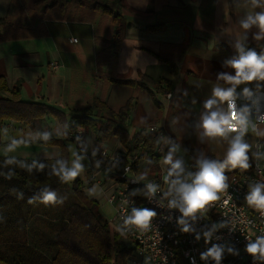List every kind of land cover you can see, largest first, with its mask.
Instances as JSON below:
<instances>
[{"label": "crops", "instance_id": "0c3cea01", "mask_svg": "<svg viewBox=\"0 0 264 264\" xmlns=\"http://www.w3.org/2000/svg\"><path fill=\"white\" fill-rule=\"evenodd\" d=\"M23 1L27 9L19 14L20 1L0 0V19L19 21L11 34L21 36L0 42V77L9 90L18 87L23 101L58 109L69 119L94 107L99 119L112 120L107 111L118 114L131 102L128 119L118 122L130 139L155 127L164 135L160 144L163 157L176 147L174 162L179 161L177 157L222 161L235 133L224 139L204 137L199 127L203 105L215 84L230 87L218 81L217 74L235 75L225 61L238 57V43L245 53H264V40L253 38L258 29L245 33L239 27L247 14L264 10V0L261 9H253L251 0H57L54 6ZM6 30L0 26L2 33ZM52 63L58 68L53 69ZM245 87L250 96L243 94ZM170 93L173 98L169 100ZM3 95L10 97L9 92ZM235 105L238 110L248 109L250 124L244 140L251 146V164L255 144L264 145V123L259 120L264 116V81L238 86ZM218 106L227 109L226 103ZM44 126L46 131L51 128L61 134L55 119H47ZM84 131L85 141L92 132L97 145L93 130ZM14 139L23 142L8 149ZM38 139V132L6 121L0 125V158H61L59 147L34 144ZM103 150L109 156L127 152L118 138L106 143ZM101 151L97 148L88 153L86 141L80 156L86 180L77 179L98 204L104 198L109 203L116 183L110 176L109 161L102 165L98 161ZM163 176L161 170L160 178ZM95 186L103 193L98 197L89 195ZM109 204L116 217L115 206Z\"/></svg>", "mask_w": 264, "mask_h": 264}, {"label": "trees", "instance_id": "16d2710c", "mask_svg": "<svg viewBox=\"0 0 264 264\" xmlns=\"http://www.w3.org/2000/svg\"><path fill=\"white\" fill-rule=\"evenodd\" d=\"M59 1V0H58ZM35 4L54 6L57 0H35ZM19 21L10 18L0 19V42L21 38L13 35ZM122 84L135 85L132 82ZM9 92L10 97L3 95ZM98 108V105H94ZM106 110V108H105ZM104 110V111H105ZM107 111V110H106ZM131 102L118 114L107 111L112 120L103 121L101 115L94 114V107L79 111V115L68 118L62 111L40 103L25 102L20 97L18 87L8 89L6 80L0 77V125L9 121L39 133H51V139L34 141V144L59 147L62 156L58 160H14L0 158V264H129L134 252L128 247L122 235L114 230L101 216L99 204L90 199L80 180L62 183L59 178L50 175L53 165L59 160L69 162V147L73 143L71 136L80 128H91L96 137L97 146L104 145L113 138H118L126 149V160L110 166V176L117 183H123L121 175L129 164L131 155L138 158L133 169L141 174L143 180L160 179V162L163 155L159 150L157 136L147 130L137 133L132 139L118 122L128 119ZM47 119H55L61 128V134H55L51 128L46 131ZM74 144V143H73ZM83 153L78 152L76 158ZM147 159V162H146ZM33 165L28 172L22 165ZM44 164L43 171L38 166ZM183 167V166H182ZM184 169V168H183ZM11 171L14 175L7 178ZM231 171L226 170L229 175ZM185 170L181 178L185 176ZM146 174V175H144ZM49 187L57 192V198H63V204L44 205L39 202L40 189ZM136 191L137 207L146 202L144 187H132ZM23 193V197L19 196ZM31 197L36 202L29 204ZM148 208V207H147Z\"/></svg>", "mask_w": 264, "mask_h": 264}, {"label": "clouds", "instance_id": "9594fccd", "mask_svg": "<svg viewBox=\"0 0 264 264\" xmlns=\"http://www.w3.org/2000/svg\"><path fill=\"white\" fill-rule=\"evenodd\" d=\"M251 6L253 9H261V0H251ZM239 27L245 33L253 27L257 28L258 32L253 38L257 41L264 40V10L253 11L247 14L239 21ZM236 47L239 54L238 57L225 61V66L231 68L235 75L228 73L217 74V80L223 81L225 85H230V87H224L218 83L212 87L211 98L204 102L205 112L201 116L199 124L203 136L208 139H224L229 134L235 133L229 142L222 161L200 159L197 162L199 170L194 174L189 173L186 179H182L181 176L184 171L182 162H173V152L176 151V147L171 149L167 156L163 158L164 163L170 165L167 177H165L166 180L170 181L169 191L171 194L167 207L180 213L176 218V223L180 226L182 233L194 234L195 240L199 241L202 232L206 243L211 241L212 231L215 230L216 225H213L212 230L202 229L201 232H197L193 227V223L197 219V213L214 202L219 201L220 193L228 190L229 185L227 183L228 176L225 174L226 170H248L251 167L249 164L251 146L244 140V136L249 131L250 124L247 114L248 109L238 110L236 108V88L255 81H264V53L258 55L254 50H249L245 53L239 43ZM243 94L250 96L251 92L245 87ZM222 103L227 104L226 110L218 106ZM259 120L261 123H264V116H260ZM253 130L255 131V128ZM40 136L45 142L51 139V133L49 132L41 133ZM22 142L21 140L14 139L8 145V149H11L12 145ZM82 159V157L73 159L71 164L66 160H59L53 165L50 175L58 177L62 183L73 181L84 171V166L80 162ZM5 163L12 164L15 161L8 159ZM22 166L28 172H31L35 164L31 166L25 164ZM44 168L45 165L40 164L37 170L43 171ZM6 175L7 178L11 179L14 173L9 171ZM158 188L159 185L151 182L145 185V196L149 198V202H151L150 198L155 196ZM94 191V187L89 190L90 194H93ZM136 194L137 192L133 191L132 195ZM19 196L22 198L23 193H20ZM245 201L249 207L258 209L264 214V183L256 182L249 185ZM34 202H36L35 197H31L28 200L29 204ZM39 202L44 205H55L63 204L64 199H58L56 191L49 187H44L40 189ZM156 216L157 213L154 209L132 206L130 212L121 218L122 223L118 225L117 231L122 235L133 230L141 232L150 231L153 227L152 221ZM168 219L170 220L171 217H168ZM225 251H227L228 255L234 257H238L240 254L239 251L234 250L232 247L226 250L222 245L212 244L210 248L200 254V260L204 264H208L209 261L212 264H222V261L225 259ZM244 252L252 258L253 264H257L258 261L260 264H264V234L257 235L255 239H247Z\"/></svg>", "mask_w": 264, "mask_h": 264}, {"label": "built area", "instance_id": "2783aa9c", "mask_svg": "<svg viewBox=\"0 0 264 264\" xmlns=\"http://www.w3.org/2000/svg\"><path fill=\"white\" fill-rule=\"evenodd\" d=\"M73 43L78 40L73 39ZM53 69L58 68L56 63L51 64ZM167 98H173V94H168ZM85 129H78L72 136L71 140L77 146L80 152L84 153ZM150 133L157 136L159 142V150L164 135L159 133L155 127L148 129ZM174 144V142H173ZM255 160L250 164L248 170L237 169L232 170L228 176L229 188L226 192L220 193V200L209 205L201 212L197 213V219L193 223V227L197 232L201 230H212L211 241L206 243L201 232V239L195 240L194 234H185L180 230V226L176 223V218L180 213L176 210H170L167 207L168 200L171 198L170 181L165 177L159 180H143L141 174L144 165L138 172L133 169V164L138 156H130L129 164L124 168L121 177L123 183H115L112 193L108 201L116 208V217L114 221L120 225L121 218L130 212L132 206L137 207L135 195H132V187H144L148 183H155L159 188L151 202L146 198L143 207L154 209L157 216L153 219V227L150 231L141 232L133 230L127 234H121L133 245L134 255L130 260V264H204L200 260V254L212 246V244L222 245L227 248L232 247L239 251V256L234 257L228 255L225 251V259L222 264H253L252 258L244 252L247 239H255L257 235L264 234V214L258 209L251 208L245 201L248 193L249 185L260 182L264 183V145L261 142L255 144ZM202 158L192 157L189 167L185 169V176L189 173H196L199 169L198 160ZM106 160L109 164H122L126 158L124 153H115L109 156L106 150H102L98 161L102 165ZM147 162V159H146ZM146 197V196H145ZM134 202V203H133ZM168 217H171L169 220ZM191 223V221H190ZM208 264H212L211 261ZM257 264H260L258 261Z\"/></svg>", "mask_w": 264, "mask_h": 264}, {"label": "rangeland", "instance_id": "374dc122", "mask_svg": "<svg viewBox=\"0 0 264 264\" xmlns=\"http://www.w3.org/2000/svg\"><path fill=\"white\" fill-rule=\"evenodd\" d=\"M15 2L16 3L19 2V4H20L19 6L16 7L17 13L20 14V13H22V11H25V9H27V7L25 6V1L15 0ZM22 136H24V135H22ZM86 141H87L88 153H93L96 151L97 148L99 149V147L97 145H95V143H94V138H93L92 132H90L89 135H87ZM76 153H77V147L75 144L71 143L70 147H69V164H71V161L73 159H76ZM73 154H75V155H73ZM163 158L161 159L160 166H161L162 174L167 177L168 171L170 169V165L165 164ZM177 158L179 159V161L182 162V165H184L186 168L189 167L190 160H186L184 157H177ZM77 179H81L85 182V180H86L85 171H83L81 173V175L78 176L75 180H77ZM146 180H148V179H146ZM73 181H70L69 183H71ZM94 188H95V191L93 194L89 193L90 196L98 197L99 195L103 194L102 190L98 186H95ZM99 204H100L99 205V211H100L101 216L110 224V226L114 230L117 231L118 224L113 222L115 214L113 213L114 211H113L112 207L110 206V204L107 202V200L105 198L101 199ZM122 237L124 238V241L127 243L128 247L133 249V245L127 240V238H125L124 236H122ZM132 255H134V253Z\"/></svg>", "mask_w": 264, "mask_h": 264}]
</instances>
